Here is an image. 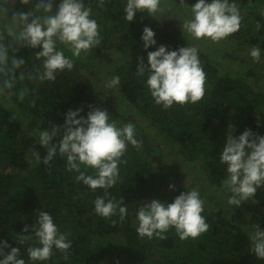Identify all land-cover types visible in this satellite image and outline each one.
<instances>
[{"label":"trees","instance_id":"1","mask_svg":"<svg viewBox=\"0 0 264 264\" xmlns=\"http://www.w3.org/2000/svg\"><path fill=\"white\" fill-rule=\"evenodd\" d=\"M255 1L230 0L239 6L243 16L240 30L212 42L208 38L196 40L184 32L185 18L171 10L154 16L147 11L137 12L129 22L124 12L126 0H105L103 7L99 6V0H84L99 25V46L82 52L79 57H73L65 48V55L74 62L71 71L58 72L53 82L32 81L25 75L13 89V92L22 87L29 90L23 101L15 95L10 100L0 98V241L9 245L3 251L7 253L16 247L18 258L24 259L29 246H39L31 228L39 210H43L53 216L61 233L69 234L67 238L72 246L67 255L53 248L49 260L28 261L29 264H103L106 254L103 242L117 234L126 240V244L117 246L118 261L123 260L124 264H264V260L257 259L250 251L248 239L249 231H254L251 225L259 224L264 229V186L241 205H229L231 193L223 185L227 165L219 159L229 134L237 137L248 129L264 135V90L255 89L246 76L233 74L222 66L224 62H232V54L226 50L230 47L228 41L246 48L252 43L264 47V35L260 32L264 30V12L258 15L245 10L248 3ZM59 2L55 0L53 13ZM196 2L176 0L175 3L184 7L189 15L186 18H190L191 6ZM34 4L35 0L23 5V11L31 10ZM145 27L154 31L156 42L163 43L168 50L187 46L199 49L207 78L205 95L199 102L174 103L168 109L155 103L146 86V76H138L136 71L138 57H143L147 65V52L158 47L144 49L141 35ZM38 50L21 48L17 53L26 60L29 71L41 64L35 59ZM259 63L253 67L260 70ZM107 66L111 74L103 77L101 70ZM111 76L120 78L115 88L108 86ZM262 78L264 82L263 75ZM32 100L36 105L30 108ZM89 106L107 109L110 122L118 126L129 122L135 126L137 143H128L118 165L116 184L107 190L93 191L77 181L75 177L79 173L67 170L66 157L59 152L49 165L42 162L47 149L39 144L38 132L43 128L51 130V125L62 126L69 109H82L80 116L86 118L91 110ZM34 121L39 124L32 126ZM27 129L33 130L32 134ZM157 135L172 147L178 165L166 162L168 155L153 142ZM59 139L54 137L53 142L58 143ZM33 152L40 154V163ZM189 168L193 173L187 174ZM81 171L95 174V170L84 165ZM159 171H166L168 177L158 174ZM165 182H171L174 188L163 189ZM193 188L198 189L204 200L202 215L210 225L206 233L184 241L174 228L165 233V240L137 235L136 211L142 203L154 198L171 203L181 192ZM105 191L108 198L122 199L123 205H127L128 214L123 222L118 213L107 219L95 213L94 200L104 196ZM24 225L29 226L28 233L22 232ZM18 234L31 235L32 239L19 244ZM154 243L167 249L160 259L152 252ZM176 245L179 251L184 248L181 254L174 250Z\"/></svg>","mask_w":264,"mask_h":264},{"label":"clouds","instance_id":"2","mask_svg":"<svg viewBox=\"0 0 264 264\" xmlns=\"http://www.w3.org/2000/svg\"><path fill=\"white\" fill-rule=\"evenodd\" d=\"M54 2L35 0L31 10L14 12L11 6L16 0H0V98L10 100L15 95L23 101L29 90L22 87L13 92V89L25 75L32 81H56L58 72L65 69L71 71L74 67L73 60L64 53L65 48L71 51L73 57H79L82 52L86 53L101 43L99 25L93 18L92 8L86 6L84 0H60L53 13ZM19 3L27 6L33 0H19ZM104 4L105 0H99L100 7ZM160 5L161 0H126L125 19L131 22L135 14L142 11L153 16L162 13L164 10ZM242 19L235 2L197 0L191 6V17L183 21L182 29L196 40L208 38L219 42L238 32ZM154 37L155 33L149 27L143 29L141 40L145 50L156 44ZM21 48L39 49L34 54L41 64L29 71L26 60L17 55ZM198 52L196 46L168 50L160 45L155 51L147 52V65L143 57H138L137 75L146 76V86L157 105L168 109L174 103L195 104L204 97L207 78ZM249 55L259 62L260 48L251 47ZM119 83V76H114L108 86L115 88ZM35 105V100H32L28 106L32 108ZM89 107L91 110L86 118L80 116L82 109H69L62 126L51 125V130L43 128L39 131V144L47 149V153L43 159L38 152L32 155L37 163L42 159L45 165H49L59 152L66 157L67 170L79 173L75 177L77 181L93 191L98 188L107 190L116 184L118 165L128 143H137L135 126L131 122L118 126L116 122H110L107 109ZM54 137H60L58 143L53 142ZM219 159L221 164L227 165L223 185L231 193L227 200L229 205H241L264 186V135H257L248 129L237 137L229 134ZM81 165L95 170V174L81 171ZM169 187L174 188L173 185ZM94 211L106 219L118 213L121 222L128 214L122 199L108 198L107 191L94 200ZM203 212L204 200L196 188L181 192L171 203L154 198L137 209L136 232L141 238L152 239L155 236L165 240V233L174 228L181 241L195 240L210 228ZM251 228L254 231L248 233L250 251L257 259L264 260V229L259 224H253ZM29 231V226L24 225L22 232ZM31 232L39 244L27 248L32 262L49 260L53 248L67 255L72 246L67 238L69 234L59 231L53 216L47 211L39 210ZM17 237L19 244L32 239L31 235L18 234ZM8 247L7 242L0 241V256L3 257L0 264H25L23 259L18 258V248L12 247L7 253L3 251Z\"/></svg>","mask_w":264,"mask_h":264},{"label":"rangeland","instance_id":"3","mask_svg":"<svg viewBox=\"0 0 264 264\" xmlns=\"http://www.w3.org/2000/svg\"><path fill=\"white\" fill-rule=\"evenodd\" d=\"M176 0H161V5L160 7L163 10H171L173 13L178 14L181 18H185L189 16L188 12L184 9V7L180 6V4H176L175 3ZM259 2V3H257ZM249 5L245 7V10L251 11L253 14H261L262 12H264V0H257L255 2H250L248 3ZM12 7V11H23V5H21L19 3V0H16V3L14 5L11 6ZM254 26V25H253ZM262 35H264V30L260 31ZM251 40L255 39V36L252 35L250 36ZM229 46L227 47L226 50L229 54H232L230 59L232 60L231 64L224 62V64L222 65L223 67H225V69L227 68L228 70H231L233 74H239V75H243L246 76V80L247 82L252 83V85L255 87V89H260V90H264V82L262 81V75L264 76V47H261L260 43H252V45H250L248 48L246 47H242V46H238L236 41H228ZM156 46H160L163 45V43L161 42H156L155 44ZM253 46H257L260 48V70L259 69H255L253 66L256 65V61H254L249 53L251 50V47ZM226 61V60H224ZM250 64V65H249ZM111 74V68H109L108 66L105 67V69L101 70V75H103V77L105 76V74ZM112 79V76H111ZM110 83V81L108 82V84ZM27 85V84H26ZM25 85V86H26ZM28 122V121H27ZM25 122L26 126H30L29 123ZM39 123L38 121H34L32 126H37ZM118 125V123H117ZM147 127L148 125H142V127ZM29 134H32L33 130L31 129H27ZM153 142L156 145H159L161 148H163L164 153H166L168 156L166 157V162L168 163H173L178 165L179 162H176L175 160V153L171 152L172 147L170 145H168V143H166L165 140L161 139V137L159 135H157L156 137H153ZM171 157H170V156ZM173 158V159H172ZM191 166V165H190ZM189 166V167H190ZM163 177H168L167 176V172L164 171L161 172L159 171L158 174H160ZM193 173L192 168H189L188 173ZM191 177V175H190ZM159 185L161 183V179L158 181ZM169 185H173L171 182H165L163 183V189L167 190L169 188ZM216 194L220 195L219 192L216 191ZM138 224H135V230L137 228ZM138 235V234H137ZM139 236V235H138ZM115 242H112L114 241ZM104 245L103 247L105 248L106 254L104 255L103 258V264H124V261H118V253H117V246H123V244H126V240L124 239L123 235H118L115 237H110V238H106L104 240ZM180 248V247H179ZM26 249V248H24ZM181 249V248H180ZM184 249V248H183ZM183 249L181 251L178 250V246H175V251H179V253L181 254L183 252ZM165 248H162L159 244L154 243V246L152 248V252L155 253L156 258L160 259L162 258V252H164ZM178 253V252H177ZM25 264H29L27 263L29 260L28 258V254H24V259Z\"/></svg>","mask_w":264,"mask_h":264}]
</instances>
